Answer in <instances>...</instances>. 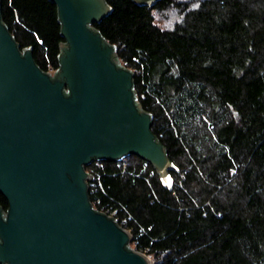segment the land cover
Here are the masks:
<instances>
[{"label":"trees","instance_id":"16d2710c","mask_svg":"<svg viewBox=\"0 0 264 264\" xmlns=\"http://www.w3.org/2000/svg\"><path fill=\"white\" fill-rule=\"evenodd\" d=\"M0 1L15 41L55 76L57 6ZM106 2L112 12L93 28L134 73L136 102L178 171L168 189L137 156L93 161L94 208L124 223L153 264H264V0ZM171 10L179 19L163 27Z\"/></svg>","mask_w":264,"mask_h":264},{"label":"water","instance_id":"95a60500","mask_svg":"<svg viewBox=\"0 0 264 264\" xmlns=\"http://www.w3.org/2000/svg\"><path fill=\"white\" fill-rule=\"evenodd\" d=\"M50 1L65 39L55 76L15 41L0 1V194L9 203L0 206V264H153L94 208L85 166L137 156L168 189L178 168L136 102L134 73L93 28L112 12L106 0Z\"/></svg>","mask_w":264,"mask_h":264},{"label":"rangeland","instance_id":"374dc122","mask_svg":"<svg viewBox=\"0 0 264 264\" xmlns=\"http://www.w3.org/2000/svg\"><path fill=\"white\" fill-rule=\"evenodd\" d=\"M161 17L163 16L158 17L159 21L162 20ZM165 18L167 20L160 22L163 27H171L173 23L179 19L178 13L175 10H171L170 12L166 13ZM51 72L53 73V71Z\"/></svg>","mask_w":264,"mask_h":264},{"label":"built area","instance_id":"2783aa9c","mask_svg":"<svg viewBox=\"0 0 264 264\" xmlns=\"http://www.w3.org/2000/svg\"><path fill=\"white\" fill-rule=\"evenodd\" d=\"M120 224H121V223H120ZM122 224H124V223H122ZM122 224H121V225H122ZM122 226H123V225H122Z\"/></svg>","mask_w":264,"mask_h":264}]
</instances>
